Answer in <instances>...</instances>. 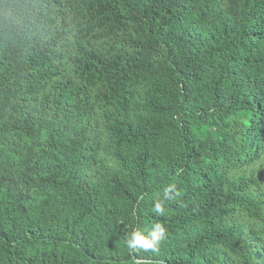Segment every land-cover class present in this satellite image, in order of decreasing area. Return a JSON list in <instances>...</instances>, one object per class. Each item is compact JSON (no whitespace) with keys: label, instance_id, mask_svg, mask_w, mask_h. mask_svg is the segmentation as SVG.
I'll list each match as a JSON object with an SVG mask.
<instances>
[{"label":"trees","instance_id":"1","mask_svg":"<svg viewBox=\"0 0 264 264\" xmlns=\"http://www.w3.org/2000/svg\"><path fill=\"white\" fill-rule=\"evenodd\" d=\"M0 264H264V0H0Z\"/></svg>","mask_w":264,"mask_h":264},{"label":"clouds","instance_id":"2","mask_svg":"<svg viewBox=\"0 0 264 264\" xmlns=\"http://www.w3.org/2000/svg\"><path fill=\"white\" fill-rule=\"evenodd\" d=\"M179 195L175 183H170L163 188L162 198L153 201L152 211L158 215H164V202L172 201ZM166 228L162 223L157 222L150 229L140 231L139 229L130 232L124 243L131 252L151 251L157 252L165 239Z\"/></svg>","mask_w":264,"mask_h":264}]
</instances>
